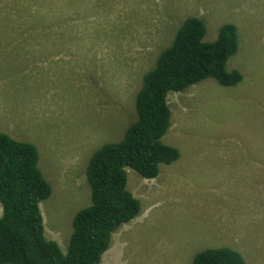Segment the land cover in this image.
<instances>
[{
    "label": "rangeland",
    "instance_id": "1",
    "mask_svg": "<svg viewBox=\"0 0 264 264\" xmlns=\"http://www.w3.org/2000/svg\"><path fill=\"white\" fill-rule=\"evenodd\" d=\"M188 16L203 20L205 41L237 26L226 67L243 79L167 95L161 140L179 158L153 179L126 168L140 213L112 233L101 264H191L221 246L264 264V0H0V131L35 144L51 186L44 234L62 251L90 203V155L135 120L144 72Z\"/></svg>",
    "mask_w": 264,
    "mask_h": 264
},
{
    "label": "trees",
    "instance_id": "2",
    "mask_svg": "<svg viewBox=\"0 0 264 264\" xmlns=\"http://www.w3.org/2000/svg\"><path fill=\"white\" fill-rule=\"evenodd\" d=\"M205 32L202 19H183L142 76L133 101L135 120L119 140L90 155L85 170L90 203L73 217L65 251L44 234L39 203L51 186L38 167L35 144L0 131V264H101L112 233L140 213V200L127 188L126 168L149 179L158 175L160 163L179 158L178 148L161 140L173 120L167 95L206 78L227 87L243 79L238 69L226 67L238 49L237 26L223 23L213 41L203 39ZM191 264L246 263L241 252L221 246L197 251Z\"/></svg>",
    "mask_w": 264,
    "mask_h": 264
},
{
    "label": "clouds",
    "instance_id": "3",
    "mask_svg": "<svg viewBox=\"0 0 264 264\" xmlns=\"http://www.w3.org/2000/svg\"><path fill=\"white\" fill-rule=\"evenodd\" d=\"M176 32V31H175ZM89 159H90V157H89ZM89 159H88V161H89ZM155 178V177H154ZM151 179H153V178H151ZM46 236V235H45ZM48 238V237H47ZM51 239V238H50Z\"/></svg>",
    "mask_w": 264,
    "mask_h": 264
}]
</instances>
